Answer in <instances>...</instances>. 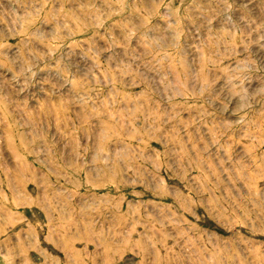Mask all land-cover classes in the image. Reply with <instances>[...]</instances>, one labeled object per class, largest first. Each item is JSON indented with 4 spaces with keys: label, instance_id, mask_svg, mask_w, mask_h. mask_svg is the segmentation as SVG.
<instances>
[{
    "label": "rangeland",
    "instance_id": "1",
    "mask_svg": "<svg viewBox=\"0 0 264 264\" xmlns=\"http://www.w3.org/2000/svg\"><path fill=\"white\" fill-rule=\"evenodd\" d=\"M0 264H264V0H0Z\"/></svg>",
    "mask_w": 264,
    "mask_h": 264
}]
</instances>
